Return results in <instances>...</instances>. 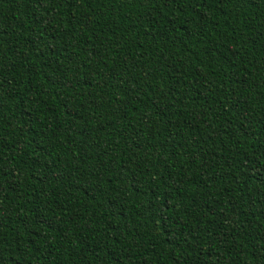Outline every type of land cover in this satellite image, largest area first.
Masks as SVG:
<instances>
[{"label": "trees", "instance_id": "16d2710c", "mask_svg": "<svg viewBox=\"0 0 264 264\" xmlns=\"http://www.w3.org/2000/svg\"><path fill=\"white\" fill-rule=\"evenodd\" d=\"M0 264H264V0H0Z\"/></svg>", "mask_w": 264, "mask_h": 264}]
</instances>
